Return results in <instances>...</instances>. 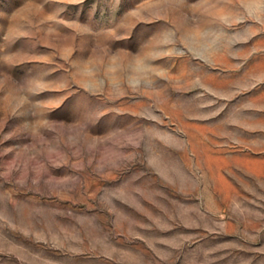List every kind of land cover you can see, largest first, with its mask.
Here are the masks:
<instances>
[{
  "label": "rangeland",
  "instance_id": "rangeland-1",
  "mask_svg": "<svg viewBox=\"0 0 264 264\" xmlns=\"http://www.w3.org/2000/svg\"><path fill=\"white\" fill-rule=\"evenodd\" d=\"M0 264H264V0H0Z\"/></svg>",
  "mask_w": 264,
  "mask_h": 264
}]
</instances>
